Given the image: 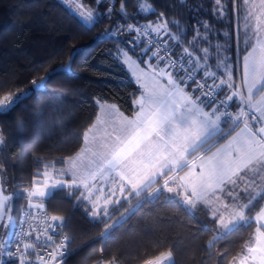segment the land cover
I'll return each mask as SVG.
<instances>
[{
    "label": "snow or ice",
    "instance_id": "obj_1",
    "mask_svg": "<svg viewBox=\"0 0 264 264\" xmlns=\"http://www.w3.org/2000/svg\"><path fill=\"white\" fill-rule=\"evenodd\" d=\"M94 2L98 6L95 10L84 4L76 6L88 26L97 22V15L111 19L116 13H124L127 6V0H118V9L105 0ZM244 3L248 5L251 22L249 39H254V43L243 56L239 83L232 79L230 72L226 78L224 74L218 78L206 64H201L207 56H196L187 47L182 49L180 57L183 71L178 69L168 40L163 37L170 36L174 41L180 38L171 33L167 20L150 22L144 29L118 25L115 35L147 36L150 31L160 38L155 50L142 52L148 56V61L141 62L146 63L147 68L137 76L141 93L134 100L136 110L129 118L115 105H110L114 111L98 116L97 123L85 131L80 149L63 158L61 163L65 167L57 169L53 165L51 172H43L41 187L34 181L32 189L24 190L29 208L42 211L44 204L33 203V198L43 201L56 189H75L80 193L77 199L90 206L88 211L93 218L108 221L103 225L101 237H104L127 223L130 214H134L130 213L131 198H136L137 206H142L167 191L188 208L195 209L198 204L208 207L218 227L226 233L254 222V231L229 264H264V195L257 191L261 187L257 181L264 183V0L258 3L244 0ZM101 8L105 11H99ZM138 10L146 14L155 11L148 0L139 3ZM214 11L224 15L221 0H215ZM163 15L160 13L159 17ZM201 27L208 31L210 26L204 22ZM110 31L105 29V32ZM198 37L200 28L196 27L194 39ZM135 42V38L129 41ZM201 51L207 54L209 50ZM118 53L125 57L124 63L131 60L127 51L118 49ZM77 54L78 50L73 48L68 63L33 79L28 89L0 97V114L9 113L33 95L46 91L48 80L54 75L71 71L70 63ZM153 59L155 63L151 62ZM201 69L202 75L195 78V73ZM221 93L223 98H220ZM4 143L0 133V145ZM257 196L261 202L259 210L254 211ZM12 199V195H6L0 188V221H6V228L9 227L7 222H11L8 235L15 237L14 251L13 241L0 239V264H4L5 256L15 258L19 264H32L30 250H35V245L29 237L36 232V240H39L41 233L30 222L35 216L16 224L10 215ZM122 201L128 202L129 207L124 208L119 218H114L109 214V207L120 205ZM51 220L63 226V217L52 216ZM25 223H28L27 229ZM17 227L19 230L15 231ZM56 227L49 223L43 229L46 240L42 247L48 242L54 246L46 253L48 259L37 252L36 260L40 264H53L58 256L65 255L67 237L56 243L53 235L48 234L49 229L55 233ZM215 239L213 236L209 245ZM171 255V252L161 253L155 264H171ZM114 260L109 264H114Z\"/></svg>",
    "mask_w": 264,
    "mask_h": 264
},
{
    "label": "trees",
    "instance_id": "obj_2",
    "mask_svg": "<svg viewBox=\"0 0 264 264\" xmlns=\"http://www.w3.org/2000/svg\"><path fill=\"white\" fill-rule=\"evenodd\" d=\"M80 1L88 8H98L94 0ZM214 1L148 0L155 11L146 14L138 10V4L145 0H127L124 13H116L111 19L97 15V22L88 26L59 0H0V97L28 89L33 79L68 63L72 49L78 50L70 72L54 75L46 91L0 114V133L5 142L0 145V174L5 190L32 185L41 179L46 165L62 168L63 158L81 147L101 104L133 114L141 88L121 63L118 49L127 51L142 65L148 56L142 55L139 44L129 43L135 38L132 33L115 35L118 25L167 20L171 33L180 38L174 41L165 36L176 56H183L184 47L192 52L195 48L200 54L205 47L209 51L204 55L213 61L211 52L223 43L235 63L234 4L238 5V0H221L223 17L213 14ZM105 2L119 8L118 0ZM160 13L164 14L162 18ZM204 22L210 26L208 31L201 27ZM196 27L200 28V37L194 39ZM79 195L77 190L56 189L41 201L54 216L64 218L70 239V254L64 264H94L98 259L109 264L113 258L114 264H146L164 252H171V264H229L255 229L252 222L251 226L226 233L208 207L200 204L188 208L163 191L159 199L142 206L131 198L130 213L134 214L127 223L101 237L108 221L93 218L90 206L77 199ZM27 202L23 193L14 196L15 221ZM260 202L257 196L254 211L259 210ZM127 207L129 203L122 201L109 207V214L119 218ZM213 236L216 239L209 245ZM4 264L14 262L9 259Z\"/></svg>",
    "mask_w": 264,
    "mask_h": 264
},
{
    "label": "crops",
    "instance_id": "obj_3",
    "mask_svg": "<svg viewBox=\"0 0 264 264\" xmlns=\"http://www.w3.org/2000/svg\"><path fill=\"white\" fill-rule=\"evenodd\" d=\"M222 5L224 6L223 2H222ZM214 8H215V1L213 3V14L217 15V16H220V17H223L225 15V6H224V15H222V16L216 14L215 11H214ZM251 36H252L251 22L248 19V9L246 10L243 7V0H238V5L236 4V2L234 4V38H235V44H236L235 46L237 48V57H236L235 63L232 61V52H231V54H230V51L227 52V50L225 49L226 48L225 44L219 42L220 43L219 46H218L219 43H217V46L219 48L217 47L216 50L211 52V54H214L215 59L213 61H211L210 59L207 58L206 61L202 60L201 64H206L208 69L210 71L215 72L218 78H220L222 76V74H224L225 78H226V74L230 72L231 76H232V79L235 80L236 83H239L240 79H241V74H242L243 56L246 55L247 52L251 50V45L254 43V39H249V37H251ZM203 48H205V47H202L201 50ZM193 49H194L193 52H194V54L196 56H203L205 54L202 51H201V54H200V52H198L197 49H195V48H193ZM146 68H147V66L145 64H143V65L140 64V67L138 69L136 68L137 71H138V76L141 75V70L142 69L146 70ZM132 77L137 82V76L134 77L132 75ZM225 91H227V90L225 89ZM137 98H139V96ZM110 105H112V104H106V103L105 104H101L99 106V111H98L97 117L98 116L99 117H103L106 111H114V110L109 108ZM135 110H136V108H135ZM120 112H122V111L120 110ZM134 112H133V114H134ZM133 114L132 115H126L124 113V115L128 116L129 118H132ZM96 123H97V118H96V120H95V122L93 124H96ZM83 142H82V145H83ZM65 166L66 165H64L63 167H65ZM46 170L51 172L52 171V167H48L44 171H46ZM257 183L259 184V181H257ZM67 189L75 191V189H69V188H67ZM263 191H264V189L261 191V193ZM198 205H200V204H198Z\"/></svg>",
    "mask_w": 264,
    "mask_h": 264
},
{
    "label": "built area",
    "instance_id": "obj_4",
    "mask_svg": "<svg viewBox=\"0 0 264 264\" xmlns=\"http://www.w3.org/2000/svg\"><path fill=\"white\" fill-rule=\"evenodd\" d=\"M148 24H149V22H141V23H135V24H132V25L133 26H139L141 29H144V28H146V26ZM133 34H134V37L136 39H138L139 41H142L145 44V46L148 49H151V50H155V48L157 47V43L160 40V38L157 37L156 34L151 33L150 31H149V34L147 36H145L143 34H140V35H137L136 33H133ZM163 39H165V36L163 37ZM168 48H169V51L173 54V59H175L177 61V68L180 69L181 71H183V69H181L180 57L176 56L173 53V50H172V48L169 45H168ZM161 54H163V53H161ZM185 67H188V66L185 65ZM201 75L202 74L198 73V71H197L195 73V78H199ZM188 83H191V81H188ZM216 91L220 92V89H217ZM197 94H199V93H197ZM220 98H223V94L222 93H221V97ZM230 110L234 111L235 109L231 108ZM40 202L41 201L33 202V203H40ZM32 216H35V220H32L30 222L33 224V227L36 228L37 230H39V232L41 233L39 240H36V235H37L36 232H33L32 236L29 237V240L31 242H33L34 245H35V250H30V252H31L30 260H31L32 264H40V262L38 260H36L37 252L40 255H44L45 258L48 259L46 253L52 251V247L54 246L52 242H48V244L46 246L42 247V245L45 244V240H46V236L42 234L43 233V229L49 223H51L53 225H57L55 233H53L51 229H49V232H48V234L53 235V240L56 243L61 242L62 240H64L65 237H67V240H64V243L66 244V248L64 249L65 255L63 257H59V256L57 257V262H59V264H64L65 260L68 258L69 254H70V249H69V241H70V239H69L68 234L66 233L64 222H62L63 223L62 227L59 226L61 224V222L52 221L51 220V217L54 216V215L47 210L45 205H44V209L42 211H40V210H37V209L29 208L28 202H27V204L24 207H22L20 209L18 218H17V220L15 222H16L17 225H19L21 220L28 221L29 218L32 217ZM24 227L27 229L28 228V223H25ZM18 230H19V228L17 227L15 229V231H18ZM9 240L13 241L12 250L14 251L15 250V243H14L15 237H10ZM9 259L12 260L14 262V264H19V261L16 260L15 258H9ZM57 262H53V264H57ZM94 264H107V263H105L104 261L98 259Z\"/></svg>",
    "mask_w": 264,
    "mask_h": 264
},
{
    "label": "rangeland",
    "instance_id": "obj_5",
    "mask_svg": "<svg viewBox=\"0 0 264 264\" xmlns=\"http://www.w3.org/2000/svg\"><path fill=\"white\" fill-rule=\"evenodd\" d=\"M61 3H63L71 12H73L75 15H77L80 19L81 17L79 16V11L77 9V5L79 4H82L80 0H59ZM257 3H258V0H257ZM86 7V6H85ZM243 7L247 10L248 9V5L244 3V0H243ZM88 8V7H86ZM82 20V19H81ZM150 23V22H149ZM133 34V33H132ZM134 35V34H133ZM136 45L139 44V50L143 51L145 49H148L144 43H142L141 41H139L138 39H136ZM142 45V47H141ZM128 55L131 57V60L128 62V63H124V59L125 57H123L122 55L119 56L120 58V61L121 63L127 68V70L134 76H138V71L137 69L140 67V64L139 62L134 58L132 57V55H130L128 53ZM149 55H150V52H149ZM145 61H148V57L147 59H145ZM152 63H155V59H153V61H151ZM146 66L147 64L144 63ZM137 68V69H136ZM54 174V173H53ZM251 175V174H249ZM44 180V176L42 175L41 179H39L38 181H36V186L37 187H41L42 186V181ZM34 184V183H33ZM33 184L30 185V186H26V187H21V188H18V189H15L13 191H7L5 190V188L3 187L2 185V179H1V174H0V188H3L5 190V194L6 195H12L13 198L16 194L18 193H23L24 195L27 196V194L25 193V189H32L33 188ZM259 184H261V187L259 189H257V191H262L264 189V183H261L259 181ZM41 200H39L38 198H33V202H39ZM12 203H13V199L9 202L10 204V207H11V213L10 215L12 216L13 220H14V215H12ZM102 203V201H101ZM15 221V220H14ZM6 223V221H0V239H7L9 240L10 239V236L8 235V232H9V228L11 227V222H7L9 224V227L6 228L4 227V224ZM223 230V229H222ZM3 260H4V263L9 260V257L5 256L3 257ZM154 264H155V261H153Z\"/></svg>",
    "mask_w": 264,
    "mask_h": 264
}]
</instances>
